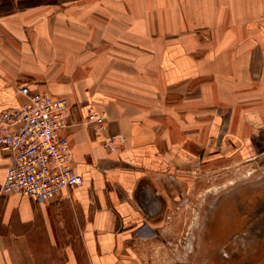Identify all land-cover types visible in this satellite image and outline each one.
Wrapping results in <instances>:
<instances>
[{"label":"crops","instance_id":"obj_1","mask_svg":"<svg viewBox=\"0 0 264 264\" xmlns=\"http://www.w3.org/2000/svg\"><path fill=\"white\" fill-rule=\"evenodd\" d=\"M130 2L0 0V112L24 100L21 86L66 98L71 166L83 177L45 202L0 196V264H16L11 237L35 264H236L204 247L184 258L167 223L193 174L231 173L220 165L249 160L251 133L264 128V0ZM172 27L212 38H142ZM89 108L106 112L100 135L82 124ZM107 134L128 141L111 152ZM8 163L0 149V184ZM205 177L200 188L215 184ZM241 190L202 217L211 236L261 212Z\"/></svg>","mask_w":264,"mask_h":264},{"label":"rangeland","instance_id":"obj_2","mask_svg":"<svg viewBox=\"0 0 264 264\" xmlns=\"http://www.w3.org/2000/svg\"><path fill=\"white\" fill-rule=\"evenodd\" d=\"M123 1L131 3V0ZM138 1L139 6L144 9L150 7L160 9L164 5L168 6V8H183V0ZM180 18L183 21V14ZM158 19L160 22H164V16L161 15ZM185 33L198 36L204 44H209L212 38V32L209 29L205 28L204 30L191 31L183 30V28L179 27L177 29L172 27L171 30H159L153 32V35H149L145 32V34L143 36L141 34V36L144 40L159 36L174 39L183 37ZM98 112L104 114L106 123V112ZM105 127L106 124H104L103 131ZM104 138L114 139L112 141L113 144L110 142V146H105L104 142H102V146L111 152H118L128 141V137L124 134H107ZM250 139H253V142L251 144L252 150L249 160H235L231 161V163L222 164L220 165L222 169L220 168L219 171L225 170L226 167L230 166L229 170H232L230 171L231 173L228 174L227 171L224 175H214L213 177L212 174L215 173V170L211 172V170L208 171V167L202 166L200 170L193 174L191 185L183 190V199L181 202H177L173 211H171V217L168 219L169 222L167 226H169L173 232V246L178 247V249H180L178 251L183 252L184 258L186 255L190 256L196 248L204 247V249H209L210 251H219L221 255L225 256L228 255L229 252L232 253L236 264L264 263V128L253 130ZM116 146H118V150L114 148ZM194 157L197 160L201 159L199 153H196ZM206 173L209 174L206 175ZM204 176L207 177H205L206 179L204 180L208 179V184L216 180L215 184L200 188L198 182L200 178H204ZM241 189H248L250 192L248 207H251L252 211L256 207H260L261 212H259L257 216H252L250 221H242L243 217L237 215L235 216V224L231 222L226 229L223 228L221 231L222 236L219 238L211 236V232L204 227L205 224L202 221V217L209 214V211L212 209V204L217 198L232 199L234 198V194L242 192ZM206 197L211 198V201L205 203L204 199ZM36 242L37 239L34 235L33 239H31L32 249H35ZM22 243L23 241L21 242L12 237L7 240L8 246L11 247L15 253V258H13L16 264H35L33 261V258H35L34 255L28 257H26L25 254L23 255L24 257L19 255L20 250L26 248L25 244ZM262 251L263 253L258 255V253ZM248 252L252 254L250 258L247 256L249 254ZM255 256H257V258Z\"/></svg>","mask_w":264,"mask_h":264},{"label":"built area","instance_id":"obj_3","mask_svg":"<svg viewBox=\"0 0 264 264\" xmlns=\"http://www.w3.org/2000/svg\"><path fill=\"white\" fill-rule=\"evenodd\" d=\"M19 89L24 100L0 112V149L9 157L0 196L17 193L45 202L63 188L83 181L72 169V152L64 133L70 118L69 102L27 86ZM82 124L100 135L105 116L89 108ZM113 140L104 138L102 142L110 146ZM114 148L118 150V146Z\"/></svg>","mask_w":264,"mask_h":264},{"label":"water","instance_id":"obj_4","mask_svg":"<svg viewBox=\"0 0 264 264\" xmlns=\"http://www.w3.org/2000/svg\"><path fill=\"white\" fill-rule=\"evenodd\" d=\"M263 172H264V168H263Z\"/></svg>","mask_w":264,"mask_h":264}]
</instances>
